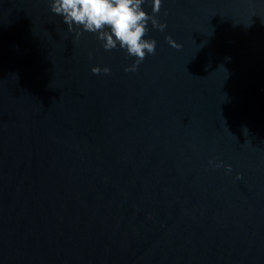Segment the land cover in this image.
<instances>
[{
	"label": "water",
	"instance_id": "water-1",
	"mask_svg": "<svg viewBox=\"0 0 264 264\" xmlns=\"http://www.w3.org/2000/svg\"><path fill=\"white\" fill-rule=\"evenodd\" d=\"M156 18L126 72L49 0H0V264H264V0Z\"/></svg>",
	"mask_w": 264,
	"mask_h": 264
},
{
	"label": "clouds",
	"instance_id": "clouds-1",
	"mask_svg": "<svg viewBox=\"0 0 264 264\" xmlns=\"http://www.w3.org/2000/svg\"><path fill=\"white\" fill-rule=\"evenodd\" d=\"M162 3L163 0H49L50 11L62 18L67 31L74 33L77 39L84 33H91L102 42L105 51L119 49L126 56L134 57L133 64L125 68L126 72L135 71L146 56L155 53L156 40L145 37L149 22L152 28L160 31L167 27L156 18ZM146 4H150L152 15L145 11ZM168 42L178 47L171 38ZM109 71L107 67L92 68L93 74ZM221 166L222 162L214 165ZM225 167L226 172L231 173V166Z\"/></svg>",
	"mask_w": 264,
	"mask_h": 264
}]
</instances>
